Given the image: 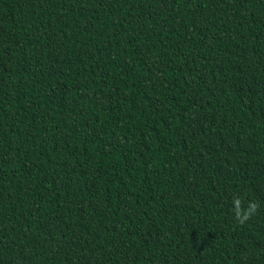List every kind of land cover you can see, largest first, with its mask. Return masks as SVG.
I'll return each mask as SVG.
<instances>
[{"label":"trees","instance_id":"1","mask_svg":"<svg viewBox=\"0 0 264 264\" xmlns=\"http://www.w3.org/2000/svg\"><path fill=\"white\" fill-rule=\"evenodd\" d=\"M0 264H264V0H0Z\"/></svg>","mask_w":264,"mask_h":264},{"label":"clouds","instance_id":"2","mask_svg":"<svg viewBox=\"0 0 264 264\" xmlns=\"http://www.w3.org/2000/svg\"><path fill=\"white\" fill-rule=\"evenodd\" d=\"M251 207H252V211L254 212L255 211V208H256V205L253 204Z\"/></svg>","mask_w":264,"mask_h":264}]
</instances>
